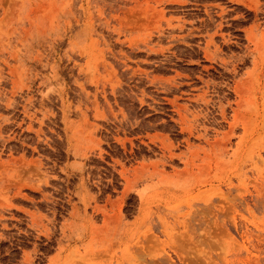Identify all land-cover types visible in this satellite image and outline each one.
Returning a JSON list of instances; mask_svg holds the SVG:
<instances>
[{
  "label": "rangeland",
  "instance_id": "1",
  "mask_svg": "<svg viewBox=\"0 0 264 264\" xmlns=\"http://www.w3.org/2000/svg\"><path fill=\"white\" fill-rule=\"evenodd\" d=\"M0 264H264V0H0Z\"/></svg>",
  "mask_w": 264,
  "mask_h": 264
},
{
  "label": "bare ground",
  "instance_id": "2",
  "mask_svg": "<svg viewBox=\"0 0 264 264\" xmlns=\"http://www.w3.org/2000/svg\"><path fill=\"white\" fill-rule=\"evenodd\" d=\"M126 18V17H125ZM128 21V20H127Z\"/></svg>",
  "mask_w": 264,
  "mask_h": 264
}]
</instances>
